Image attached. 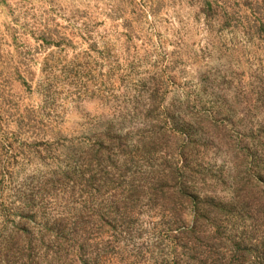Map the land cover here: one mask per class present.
Segmentation results:
<instances>
[{"label": "rangeland", "instance_id": "1", "mask_svg": "<svg viewBox=\"0 0 264 264\" xmlns=\"http://www.w3.org/2000/svg\"><path fill=\"white\" fill-rule=\"evenodd\" d=\"M0 264H264V0H0Z\"/></svg>", "mask_w": 264, "mask_h": 264}]
</instances>
